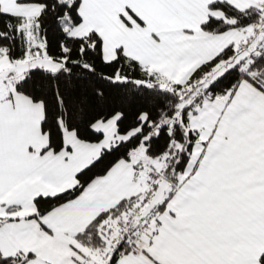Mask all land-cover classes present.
<instances>
[{
  "label": "snow or ice",
  "instance_id": "obj_1",
  "mask_svg": "<svg viewBox=\"0 0 264 264\" xmlns=\"http://www.w3.org/2000/svg\"><path fill=\"white\" fill-rule=\"evenodd\" d=\"M0 264H264V0H0Z\"/></svg>",
  "mask_w": 264,
  "mask_h": 264
}]
</instances>
